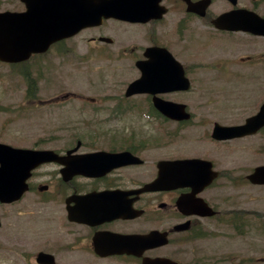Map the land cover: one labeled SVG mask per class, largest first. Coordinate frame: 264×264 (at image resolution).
<instances>
[{
	"label": "flooded vegetation",
	"instance_id": "obj_1",
	"mask_svg": "<svg viewBox=\"0 0 264 264\" xmlns=\"http://www.w3.org/2000/svg\"><path fill=\"white\" fill-rule=\"evenodd\" d=\"M129 2L132 20L108 18L81 31L82 56L95 51L109 66L128 67L129 80L111 95L42 99L66 106L64 125L52 126L67 139L33 147L52 150L27 178L23 208L34 217L21 219L22 199L0 203V258L264 264V169L250 178L264 167V0ZM24 9L19 1L10 10ZM141 77L145 90L126 94ZM158 179L160 187L146 186ZM151 231L165 232L167 242L139 254L120 243Z\"/></svg>",
	"mask_w": 264,
	"mask_h": 264
},
{
	"label": "rangeland",
	"instance_id": "obj_2",
	"mask_svg": "<svg viewBox=\"0 0 264 264\" xmlns=\"http://www.w3.org/2000/svg\"><path fill=\"white\" fill-rule=\"evenodd\" d=\"M18 3V0H0V9H15ZM86 38L87 33L84 32L72 39L63 40L57 43L54 51L43 58L33 59V62H28L29 64L26 63L27 65L23 67L0 61V142L13 146L33 147L44 146L54 139H67L66 131L55 130L52 126L64 125V117L67 116L66 106L63 103L54 104L55 106H33V102L41 101L26 97L28 83L24 73L35 79L37 86L34 84L36 89L31 91L38 93L33 97H40L41 100L66 91H83L94 96L99 93L111 95L124 89L129 80L130 69L109 66L105 61H99L100 56L96 57L95 51H89L87 58L83 57L81 53L85 52L84 49L87 47ZM76 48L81 50L76 51ZM67 49L72 50L67 52ZM215 76L220 77L221 71H217ZM27 203L28 198L16 205L21 210L20 215L26 216L28 211L23 206ZM262 203L264 213V198ZM4 207L0 205V219ZM30 215L34 217L33 214H29L20 218L29 219ZM184 258L189 260L187 257ZM0 264H8V260L0 258Z\"/></svg>",
	"mask_w": 264,
	"mask_h": 264
},
{
	"label": "water",
	"instance_id": "obj_3",
	"mask_svg": "<svg viewBox=\"0 0 264 264\" xmlns=\"http://www.w3.org/2000/svg\"><path fill=\"white\" fill-rule=\"evenodd\" d=\"M24 13H0V59L20 60L28 50L74 34L86 25L100 22L101 17L130 14L125 0H24ZM46 48V47H45ZM35 151L11 149L0 144V198L14 188L9 181L24 177L36 156ZM158 234L146 236L150 241ZM160 241L163 235L157 237ZM153 240V239H152ZM144 264H175L169 259H146Z\"/></svg>",
	"mask_w": 264,
	"mask_h": 264
}]
</instances>
